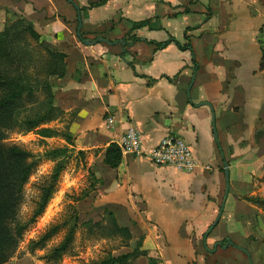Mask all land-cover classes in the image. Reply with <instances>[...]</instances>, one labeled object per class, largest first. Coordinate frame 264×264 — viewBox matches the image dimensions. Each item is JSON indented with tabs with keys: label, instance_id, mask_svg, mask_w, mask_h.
I'll use <instances>...</instances> for the list:
<instances>
[{
	"label": "crops",
	"instance_id": "obj_1",
	"mask_svg": "<svg viewBox=\"0 0 264 264\" xmlns=\"http://www.w3.org/2000/svg\"><path fill=\"white\" fill-rule=\"evenodd\" d=\"M71 1L80 9L101 0ZM28 2L46 15L39 32L52 38L50 51L64 56L63 76L47 72L62 112L56 125L97 165V205L146 253L130 264H264V0H110L81 12L83 38L108 42L90 47L77 36L68 0H0V23ZM171 40L163 49L150 44ZM50 57L48 69L60 68ZM133 127L148 148L169 134L182 138L195 170L131 155L107 166L109 147ZM226 166L229 196L212 230Z\"/></svg>",
	"mask_w": 264,
	"mask_h": 264
},
{
	"label": "rangeland",
	"instance_id": "obj_2",
	"mask_svg": "<svg viewBox=\"0 0 264 264\" xmlns=\"http://www.w3.org/2000/svg\"><path fill=\"white\" fill-rule=\"evenodd\" d=\"M53 1L58 4V0ZM64 2L67 5L66 0ZM33 6L28 2L21 10L22 15L0 23V34L8 30L11 51L10 60L0 59V73L7 83L17 86L22 95L15 110V118L19 120L28 116L36 119L45 114L43 106L49 98L47 72L53 60L50 57L53 40L39 32L40 24L45 27L44 11L39 12ZM47 9L48 18L53 11L49 13ZM3 14V6H0V16L4 17ZM3 95L0 91V97ZM4 116L0 123V148L15 147L26 153L24 163L29 167L15 221L25 229L5 264H93L136 250L137 239H126L113 232L109 216L97 205L100 184L95 171L97 165L92 163L90 153L77 148L75 139L67 131L57 127L58 119L40 126V129L50 128L56 132L54 137L47 139L36 131H20L13 118ZM55 175L56 194L37 217L44 200L43 189L53 183ZM71 231V243L61 257L56 258L53 252L62 247Z\"/></svg>",
	"mask_w": 264,
	"mask_h": 264
},
{
	"label": "trees",
	"instance_id": "obj_3",
	"mask_svg": "<svg viewBox=\"0 0 264 264\" xmlns=\"http://www.w3.org/2000/svg\"><path fill=\"white\" fill-rule=\"evenodd\" d=\"M110 0H101L95 3L90 4L87 8H80V11L92 10L95 8H100L106 5ZM150 21H144L139 23H134L133 28L130 33H134L135 31L142 29L144 27L149 26ZM8 30L7 33L0 34V59L5 60L9 58L11 55L9 41H8ZM137 38H133V43L138 42ZM174 40H171L166 43H153L150 44L157 46L158 49H163L167 47ZM181 50L188 49L187 47L180 46ZM54 58H57L61 67L54 70H49L48 74L53 71V73L60 74L63 76L65 73V68H63V55H52ZM10 60V58L8 59ZM55 71V72H54ZM52 73V72H51ZM48 75V77H49ZM4 76L0 73V91L3 92V96L0 97V123L4 120L5 116L11 117L14 119L15 125L20 129V131L24 133H31L36 131L40 137L50 139L56 135V132L50 128H42L45 124H49L59 119V116L62 112L54 106V96L51 92V86H49V98L45 102L44 106L46 109L45 114L34 119L30 116L23 118V120H19L17 117L15 118V110L19 103L22 100V95L18 92V88L13 83H7L4 80ZM70 135V134H69ZM71 137V136H69ZM2 138V131L0 129V140ZM27 158V154L18 150L15 147L12 148H0V264H5L9 261L11 253L13 249L18 245L20 238L22 237V232L25 228L15 221L17 220V209L19 207L20 201L22 200L24 186L27 183L28 179V166H26L25 159ZM122 153L117 144H112L106 155L105 164L112 169H117L122 162ZM56 175L53 177V183L43 189V203L41 206V210L37 213V217L41 216V214L45 211V208L48 206L50 200L53 198L54 194H56L55 182ZM107 216H109V223L113 232L117 235L121 234L126 239L131 238V234L129 229L120 228L115 215L113 213L107 212ZM13 225V227L11 226ZM73 237V231L68 235L65 243L61 248L55 250L53 252V256L56 258H60L61 254L68 247V244L71 243ZM141 243H138V247L134 250L133 254L121 255V256H109L106 259H102L99 262H95L93 264H130L131 261L142 255H146V253H142L139 251V247Z\"/></svg>",
	"mask_w": 264,
	"mask_h": 264
},
{
	"label": "built area",
	"instance_id": "obj_4",
	"mask_svg": "<svg viewBox=\"0 0 264 264\" xmlns=\"http://www.w3.org/2000/svg\"><path fill=\"white\" fill-rule=\"evenodd\" d=\"M116 123L114 117H109L107 126L112 128ZM122 155L150 160L156 166L172 167L177 171L191 173L197 166L195 153L191 146L182 138L169 134L157 146L146 147L143 135L130 128L118 142Z\"/></svg>",
	"mask_w": 264,
	"mask_h": 264
},
{
	"label": "water",
	"instance_id": "obj_5",
	"mask_svg": "<svg viewBox=\"0 0 264 264\" xmlns=\"http://www.w3.org/2000/svg\"><path fill=\"white\" fill-rule=\"evenodd\" d=\"M68 2L70 4H72L74 6V8L77 10L78 12V29H77V36L78 38L82 41V43L85 45V46H94V45H97L99 44L100 42H106L108 43L107 41L103 40V39H100V40H87V39H84L83 38V35H82V27H83V21H82V17H81V11L79 9V7L74 3L72 2L71 0H68ZM215 132V136H216V139H217V133H216V130H214ZM225 172H226V179H227V190H226V195H225V201H224V204L221 208V213L218 217V219L216 220L215 224L213 225L212 227V230L219 224L220 220H221V217H222V214H223V211H224V208H225V202H226V199L227 197L229 196V190H230V172H229V168L228 166H226L225 168ZM211 230V231H212ZM208 237V236H207ZM229 243V242H228ZM222 246V245H221ZM228 246H233L232 243H229L227 246H225V248H227ZM241 251L245 252L246 254L247 251L246 250H243L241 248H239Z\"/></svg>",
	"mask_w": 264,
	"mask_h": 264
}]
</instances>
